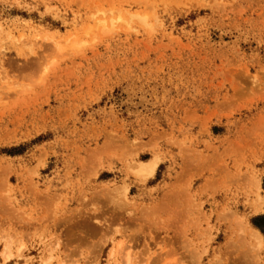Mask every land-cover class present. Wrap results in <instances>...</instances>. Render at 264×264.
Returning <instances> with one entry per match:
<instances>
[{"label": "rangeland", "instance_id": "obj_1", "mask_svg": "<svg viewBox=\"0 0 264 264\" xmlns=\"http://www.w3.org/2000/svg\"><path fill=\"white\" fill-rule=\"evenodd\" d=\"M25 261L264 264V0H0V264Z\"/></svg>", "mask_w": 264, "mask_h": 264}, {"label": "bare ground", "instance_id": "obj_2", "mask_svg": "<svg viewBox=\"0 0 264 264\" xmlns=\"http://www.w3.org/2000/svg\"><path fill=\"white\" fill-rule=\"evenodd\" d=\"M146 162H147V161H146ZM157 162H158V160H157ZM157 162H156L155 160H153V161L150 162L149 166H147V167H146V165H148V163H146V164L143 163L145 166H141L140 168H141V169H142V168L144 169V170L142 169L143 172H144V171H145V172L147 171V172H149V173H152L153 170H154V167H155V165H156ZM136 167H137V168H135V166H134V168H133V167H128V168H131L130 171H132V173L135 172V174H138V176H140V174H141V175L143 174L142 176H148V175H149L147 172H146V173H145V172H144V173H143V172L136 173L137 170H138V165H136ZM133 169H134V170L136 169V170L133 171ZM139 170H140V169H139ZM140 171H141V170H140ZM135 174H134V175H135ZM122 185H123V184H122ZM123 186L125 187V185H123ZM120 188H122V187H120ZM125 188H126V187H125ZM125 188H124V189H125ZM117 189H118V188H117ZM117 189H116V190H117ZM111 190H112V189H111ZM118 190H119V189H118ZM118 190H117V191H118ZM126 190H127V188H126ZM111 192H112V191H111ZM111 192L109 191V193H111ZM115 192H116V191H115ZM115 192L113 191L114 194H117V196H116V195H115V196L118 197V194H120V192H123V191L120 190V191H118V193H117V192L115 193ZM124 193H125V192H124ZM114 194H113V195H114ZM110 196H111V194H110ZM111 197H112V196H111ZM113 197H114V196H113ZM113 197H112V198H113ZM116 197H115V198H116ZM119 197H120V196H119ZM119 197H118V198H119ZM115 198H114V199H115ZM257 208H258V207H257ZM258 209H260V208H258ZM228 215H229V214H228ZM231 216H232V215H231ZM231 216L229 215L230 218H231ZM227 217H228V216H227ZM220 218H221V217H220ZM230 218H229V219H230ZM225 219H226V218H225ZM225 219H224V220H225ZM221 220H222V218H221ZM229 221H230V220H229ZM231 222H232V221H231ZM229 224H230V222H229ZM233 224L235 225V223H233ZM236 224H237V223H236ZM238 225H239V224H237V227H238ZM248 225H250V224H248ZM235 226H236V225H235ZM241 227H242V226H241ZM245 227H246V226H245ZM251 233H252V232H250V236L248 235V237L251 238V237H252L251 235H253V234L255 233L254 235H257L258 238H259V233H258V234H256V232H254L253 234H251ZM257 236H256L255 238H257ZM258 238H257V239H258ZM3 254H4V257H5V259H6L8 256L6 257L5 253H3ZM19 256H21V255H19ZM21 258H22V256H21ZM23 259H24V258H23ZM126 260H127V259H126ZM24 264H28V263H26V261H25Z\"/></svg>", "mask_w": 264, "mask_h": 264}]
</instances>
